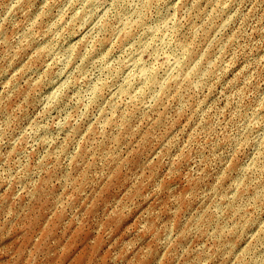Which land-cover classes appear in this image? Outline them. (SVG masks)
<instances>
[{"label": "rangeland", "instance_id": "1", "mask_svg": "<svg viewBox=\"0 0 264 264\" xmlns=\"http://www.w3.org/2000/svg\"><path fill=\"white\" fill-rule=\"evenodd\" d=\"M258 217L264 0H0V264H264Z\"/></svg>", "mask_w": 264, "mask_h": 264}, {"label": "clouds", "instance_id": "2", "mask_svg": "<svg viewBox=\"0 0 264 264\" xmlns=\"http://www.w3.org/2000/svg\"><path fill=\"white\" fill-rule=\"evenodd\" d=\"M258 135H259V134H258ZM258 219H264V218L258 217Z\"/></svg>", "mask_w": 264, "mask_h": 264}]
</instances>
